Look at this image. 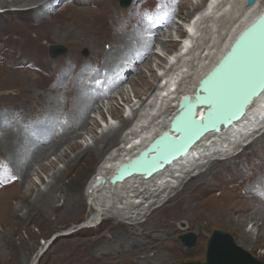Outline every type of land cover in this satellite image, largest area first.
<instances>
[{"label": "rangeland", "instance_id": "374dc122", "mask_svg": "<svg viewBox=\"0 0 264 264\" xmlns=\"http://www.w3.org/2000/svg\"><path fill=\"white\" fill-rule=\"evenodd\" d=\"M11 1L0 0V114L8 125V129L14 131L23 129L27 131L26 128L29 125L33 126L31 122L38 120V113L42 111L45 114L44 106L49 107L47 103L43 102L45 93H50V90H54L52 94L54 93V96L59 101L60 107L51 108V115H46L42 119L44 121H41L38 125V127L44 125L48 127V130H45L50 134V138L48 139L50 142L55 132L63 134V132L67 131V128L72 127L70 121L73 103L68 92L71 85L67 84L69 89H65L66 84L61 82V76L69 73V82L67 83L71 84L70 79L72 77L79 79L81 76L84 79L85 72H77L79 65L87 67L95 63L101 68L97 70V74L102 78H106L107 74L102 70V67L106 62L107 52H103V48L97 45L75 46L77 41L76 36H79L81 29L80 25H78L79 21L77 18H74V15L80 11L79 8L83 7L81 3L85 0H73L74 2L72 1L71 3H67V1L71 0H50L49 2L48 0H32L31 2H21L19 4H13ZM171 1L135 0L133 2L131 0L128 7L122 8L120 6V0H115L118 12L124 11V13H128L131 16H128L129 20L135 18L140 21L142 20L141 12L145 10L163 12L162 10L167 9L165 7L166 3ZM190 1L191 5L181 11L183 15L190 14L191 10L198 6L201 9L205 0ZM37 4L43 6L37 9L35 8ZM200 9L195 11V13H201L202 10ZM122 15L124 16L125 14ZM193 15L194 13L189 18ZM123 16L121 17L124 18ZM116 17L120 19L119 15L115 16V19ZM189 18L184 20L179 15H172L169 19L162 21V23L166 21L167 24L159 28L156 33L150 31L140 32V36L151 43L150 55H152V58L156 57L152 62V67L158 80L150 79L149 89L145 94L141 86L124 81L121 83L120 88H112L107 96H103L97 100L88 111L87 131H80L81 135L77 140L82 150L87 147L93 149L95 139L99 138L105 131L119 128L121 120L129 118L132 122L128 124L130 125L129 127L127 125L122 128L123 134L119 135L120 140L118 143L101 157L94 152L87 153L81 157L77 166L68 172L63 180L62 188L67 198L66 200L70 199V195L75 197L81 193L87 194L88 185L92 181L93 175L98 174V171L108 164L107 162L111 157L113 158L119 153L124 155L128 151L125 148L128 147V141L135 132L139 133L142 130L146 131V129H156L162 125V118H158V116L165 108L169 107V104L171 105V109H173L174 104L168 100L158 101L161 104L158 103L156 106L157 109L155 108L156 110L154 109L151 112L152 116H149L148 114L150 113L148 112L151 110L159 89L170 83L172 87H175L176 91L181 92L190 87L194 82L195 67L199 70V62L196 63L197 60L195 59L200 54L195 49L201 46V44L196 43H200L203 39L205 40L209 35L206 36L205 29H203L205 25H202L203 27L198 30L199 37L196 39V42L194 41L192 45L187 46L185 49L183 46L189 35L183 32V25L188 23ZM124 19L127 20V18ZM193 24H195V21L191 25ZM53 25H55V29L52 32V36L44 35L47 28L53 27ZM120 25L118 27L124 30L125 26L123 24ZM195 25L193 26L197 28L199 24ZM176 26L181 28V34L173 31L172 28ZM167 31L171 33L173 39L171 43L174 44V48L170 49L169 52L163 51L160 47L161 43L167 41V38H165ZM77 33L78 35H76ZM192 37H195V34ZM53 46L63 48L64 54L51 57L50 50ZM187 49H191L189 51L190 53H187L188 55L177 57L181 50L182 53H186L188 51ZM111 50L116 51L115 48H111ZM176 52L178 53L176 54ZM157 58L165 59L167 64L163 66L158 65L159 60ZM123 64L129 67L130 71L133 70L134 62L132 60L130 61L129 58L123 60ZM95 68L98 69L96 66L89 68V74L92 77L93 83L95 80L92 69ZM11 69L14 71H11ZM142 72L149 75L145 68H142ZM119 74H122L123 77L122 72ZM21 75L23 76L21 77ZM87 88H89L88 84ZM119 90H122L120 95L117 93ZM142 102L144 104L141 106ZM13 106L17 109H14ZM113 111H120V113L114 116ZM53 114L60 116L55 117ZM171 114H174V112ZM49 118L50 120H48ZM248 122L244 127L248 132H240V135L246 133L242 135V138L239 135H236L235 137L237 138L235 139L231 137L230 139L234 143L230 147L226 148L220 145L217 148L216 146L215 148L220 151L215 152L214 148H212L209 156L202 155V159L197 164L200 171L204 172L207 166L214 160L216 164H212L211 170L205 172L202 184L193 191L196 194L193 200L194 202L192 204L190 203V206L193 204L196 206L192 208L193 214L191 217H193V220L190 221L187 217L180 218V220L175 219L173 221L174 229L172 228L173 230L170 233L169 240L166 244L167 247L165 250L158 249L149 261L143 260L139 251L137 252L134 249L122 250L125 247H119L115 244L110 249H107V252H110V254L104 255L102 254L103 251L100 250L99 243L96 242L100 236L111 238L117 224L127 225L128 221L125 219L127 216L132 217V219L136 217L137 212L136 214L130 212L132 214L124 215L125 218L117 216L119 210L124 208L121 201L109 198V201L107 200L108 204H106L107 207L101 213L97 211L88 197H84L82 205L72 213H64L60 209L54 214L51 210L32 209L30 207L29 203L34 200L35 196L47 189L52 174L57 170H63L65 162L60 161V157L65 153H69L66 145H62L57 153L47 156L41 164L32 165L29 170L27 184H24L25 187L31 185L33 188L29 198L31 201L26 205L20 203L17 198L18 195L6 198L8 197L6 194L9 192L12 193L14 190L19 193L21 179L15 173H17V169L22 167L24 157L19 156L14 161L10 160L11 166L7 160L5 151H2L0 148V189L2 191L0 192V264H185L190 262L207 264L206 253L208 242L214 230L229 234L237 247L248 253L255 260L264 263V249L260 248L261 245L259 247L249 248L235 242L237 237L234 228L240 221L245 222V230L253 238H255L257 233L261 234V230L264 231V203L261 201L262 196H258L261 190L264 192V120L256 127L253 125L249 127L251 121L248 120ZM91 128L94 130L93 133L88 132V129ZM253 128H257L255 132ZM249 132H252V134L248 135ZM2 133L3 131H0V136ZM224 137L221 136L218 137L219 139H216L221 142V139ZM249 140L251 141L249 142ZM246 141L248 145L240 149V146L244 145ZM42 145H47V142H44ZM231 152V156L223 157L224 154L221 155L222 153L228 154ZM73 156L74 154L70 155V157ZM53 163L55 164V168L46 171L45 169H49ZM185 167L187 168L186 171L191 172L194 170L193 167L189 168L190 166L188 164ZM196 174L197 170L190 175ZM178 175L180 179H172L171 181L175 182L177 180L179 185L184 174L178 173ZM257 179L261 182L259 186H255ZM169 193L170 190H167L160 196V200L167 197ZM228 197L230 198V206L222 202L223 198ZM135 201L140 202V200ZM147 201H141L142 205L139 207V213L141 215L137 217V220L143 228L155 225V223H159L162 220L164 221L169 218L170 213L174 210L173 201L165 203L158 210L155 216L156 218H153L152 222L147 224L144 222L145 218H142V215L146 212L147 207L154 203L152 200ZM6 202L8 203L6 204ZM54 202L55 206L59 207L63 203V200L60 195L56 194ZM112 207H115L116 211H113ZM206 210L209 212H205ZM211 210L225 212L230 215L231 220L227 221L228 224L213 223L210 219V221L206 222V225L205 221L204 224H202L203 221L199 222L201 219L204 220L205 215L211 218ZM201 211L204 214H201ZM197 215H203V218ZM198 222L200 225L197 224ZM191 234L195 237V242L192 246H187L182 238L185 235ZM127 239L125 242L129 243ZM258 240L264 243V234L258 235ZM120 241L122 242L121 239Z\"/></svg>", "mask_w": 264, "mask_h": 264}, {"label": "bare ground", "instance_id": "6f19581e", "mask_svg": "<svg viewBox=\"0 0 264 264\" xmlns=\"http://www.w3.org/2000/svg\"><path fill=\"white\" fill-rule=\"evenodd\" d=\"M31 1L32 0H12L11 2L13 4H19L21 2H31ZM49 1L50 0H48V2ZM134 1L135 0H133V2ZM81 5H83V7L79 8L80 11L76 12L74 15V18H77V20L79 21L78 25H80V29H81L79 36H76L77 41L75 43L76 44L75 46L97 45L103 48V52L105 53L107 52L106 62L104 63L105 66L103 65L102 67V69L108 73L107 74L108 76L105 80L106 81L105 86L104 88L102 86H98L97 88H92L94 83L92 82V77L89 74V68L91 66H96L98 69H101L95 63H93L92 65L90 64L87 67H85L84 65H79L77 67V72L78 71L85 72L84 79H82L81 76L79 79H77L76 77H72L70 79L71 84L67 83L69 82V73L61 76L60 79L61 82L66 84L65 89L68 88V85H71L70 89L68 88L69 89L68 92L70 93V98L72 99V103H73V105L71 104L72 115L70 121L72 127L67 128V131L63 132V134H60V132L59 133L55 132L50 142L48 141V139L50 138V134L45 130L48 127L46 125H44L46 128L44 126L38 127V125L40 124L41 121H44L42 119L45 118L46 115L48 116L51 115L50 113L51 108L60 105L59 101L54 96V93L52 94L54 90L53 91L50 90L49 91L50 93H45L43 102L47 103L49 107L44 106L45 114L42 111L38 113L37 114L38 120L31 122V125L33 124V126L29 125L28 128H26L27 131H24L23 129H21L20 131H14L12 129H8V125L2 119V115L0 114V131H3V133L0 136V148L2 149V151H5L8 158L7 160L9 161L10 164H11L10 160L14 161L19 156L24 157V163L22 167L20 169H17L16 170L17 173H15L21 179V187L19 193L18 191L14 190L12 193L9 192L8 194H6L8 196L6 198H10L14 195H18L17 198L20 201V203L25 205L28 204L31 201L29 200V198L33 188L31 185L25 187L24 184H27L29 177L28 176L29 170L31 169L32 165L41 164V162L45 158H47V156L57 153L62 145H66L69 153H65L60 157V161L65 162L63 170H57L52 174L51 181L48 184L47 189L44 192L38 193L35 196L34 200L29 203L30 207H32V209L34 208L39 210H51L54 214H56L60 209L64 213L67 212L72 213L73 211H76L80 205H82V201L84 197H88L91 203L96 207L97 211L101 213L104 210V208L107 207L106 204H108L107 200L109 201V198L114 199L116 201H121V203L124 205V208L119 210L117 216L125 218L127 214L128 215L132 214L130 212H133L135 214L137 212L136 217L132 219V217L127 216L125 218L128 221L127 225L124 226L121 223L117 224V227L116 228L114 227L115 230L113 231L111 238L100 236L99 238H97L96 242L99 243L98 245L101 248L100 250L104 252V253L102 252V254L104 255H109L110 252L108 253L107 249H110V247L115 244L119 247H125L122 250L125 249L137 250V252L139 251L141 253V258L143 260L149 261L152 258V256L156 254L158 249L165 250V248L167 247L166 244L169 240L170 233L174 229L173 221L175 219L180 220V218L187 217V219H189L190 221L193 220V217H191L193 214L192 208L196 207L194 204L190 206V203L192 204L194 202L193 200L195 199L196 196V194L193 193V191L195 188H197L199 185L202 184L205 177L204 175L205 172L211 170L212 164L213 165L216 164V161L214 160L207 166L204 172L200 171L199 166H197V164L202 159L203 157L202 155L209 156L212 148H214L215 152L220 151L219 149H217L218 147H220V145L221 146L223 145L226 148L230 147L231 144L234 143V141L230 139L231 137L235 139L237 138L235 136L239 135V137L242 138V135H245L246 133L240 135V132H248L246 131L247 129L244 128L245 125H247L248 120L251 121L249 127L251 125L256 127L258 124H260V122L262 123V121L264 120V92L257 99L253 100L252 104L247 108L244 117L239 122L234 123L233 126L227 129L221 128L219 133L206 134L202 139H200L199 142H197L190 149L187 156L179 158L177 161L173 162L170 166L166 167L163 171L153 174L148 179H144L143 176L134 175L124 180V182L115 185H111L109 183V179L112 177V175L120 165L127 163L130 159L135 157L138 154V152H140L143 148H145L153 139H155L161 133H163L165 130L168 129L170 121L177 114L178 102L181 100V98L185 96H190V97L193 96L195 88L197 87V84L201 80V78L204 77L213 68V66L221 59V57L228 50V48L235 40V38L238 36V34L244 28L250 25L263 11L264 0H256L255 3L249 7H247V0H211L206 10L196 15L197 17L195 19V24L196 25L199 24L197 28L193 26L195 24L190 26L188 25L189 23L183 25L184 27H187L189 30H191L190 32L193 31V33L195 34V37L188 36L187 39L185 40V44L183 46L185 49L187 46L192 45L194 41L196 42V39H198L199 37L198 30L204 25L206 27V28L203 27V29H205L204 32L206 36L209 35L208 38H206L205 40L203 39L200 41V43H196V44H201L200 47L195 46L197 47L195 49L196 52H200V54H198V56L195 59L197 60L196 63L199 62L198 63L199 70L198 68L195 67L196 73H195L194 82L191 84L190 87H188L187 89L181 92L176 91L175 87L174 86L172 87L170 83H168L169 85L167 84L161 89H159L155 96L156 98L154 99L155 101L151 107V110H149L148 112L150 114L148 115L152 116L151 112L156 108L158 103H160L158 101L168 100L174 104L173 109H171V105L169 104V107L165 108V110L158 116V118H162V125L160 127H157L156 129L155 128L146 129V131L142 130L139 133L135 132L136 134L135 133L134 135L132 134L133 135L132 138L128 141L129 145L127 148H125L128 149V151L124 155H121L119 153L120 155L118 154L113 158L111 157L107 162L108 164L105 167L101 168L98 171L99 172L98 174L93 175L92 181L88 185L87 194L81 193L79 196H75V197L73 195H70V199L66 200L67 198L62 188H63V180L67 176L68 172L71 169L75 168L81 157L87 153L94 152L99 157H101L110 148H112L114 145L118 143V141L120 140L119 135L123 130L122 128L126 127L128 124L132 122L130 121L129 118L127 119L125 118L121 120L119 128L115 130L105 131L100 135L99 138L95 139L93 149L87 147L82 150L81 145L77 140L81 135L80 131H87L88 111L93 107V105L97 102V100H99L103 96H107L112 88L114 87L120 88L122 85L121 83L124 81H127L128 83H133V85L141 86L143 93L145 94L149 89L148 86L150 79L158 80V77L156 76L155 71L152 67V62L156 59V57L152 58V55H150L149 50L151 43L142 36H140V32L150 31L156 33L159 28L167 24L166 21L162 23L164 19L165 20L169 19V17L172 15H179L180 18H183L185 20L188 19L192 13L195 14V11L200 9V6H198L195 9L191 10L190 14L187 13L188 15L187 14L183 15L181 11L183 9H187L191 5V1L172 0L169 3H166L165 7H167V9L162 10L163 12L160 11L161 13L156 12V10L154 11L145 10L141 12L142 20L140 21L135 18L133 20H129L128 13H124V11L118 12L116 9L115 0H88L82 2ZM42 6L43 5L37 4L35 8L40 9ZM122 14L125 15L123 16ZM117 15H119L120 19H118V17H116L115 19V16ZM121 16L127 18V20H125ZM120 24H123L125 26L124 30L118 27V25ZM54 26L55 25H53V27ZM53 27L47 28L46 33L48 34L45 33L44 35L52 36V32L55 29V27L54 28ZM172 29L174 32L177 31V34L182 33L181 28L178 26L173 27ZM76 35H78V33ZM165 38H167V41L165 43H161L160 47L163 49V51L169 52L170 49L174 48V44L171 43V41L173 40L171 33L167 31ZM111 48L112 49L115 48L116 51H112V50L110 51ZM191 49L189 50L187 49L188 51L186 53L185 52L182 53V50L180 53L176 52V54L178 53L177 57L185 56L187 53H190L189 51ZM128 58L130 59V61L132 60L134 62L133 70L131 71L129 70V67L123 64V60ZM157 60H159L158 65L163 66L167 64L165 59L162 60L160 58H157ZM29 64L31 65V63ZM142 68H145L147 73H149V75L143 73ZM11 71L14 70L11 69ZM120 72L123 73V77L122 74H119ZM22 76L23 75H21V77ZM87 84L90 90L89 88H87ZM121 91L122 90H119L117 91V93H119L120 95ZM143 104L144 102H142L141 106ZM14 107L15 106H13V108ZM202 111H203L202 108L198 109L199 116L202 114ZM172 112H174V114H171ZM119 113L120 111H113L114 116L118 115ZM53 115L55 116V114ZM59 116H55V117H59ZM50 118L48 120H50ZM93 131H94L93 128L88 129L89 133H93ZM253 131H256V129L253 128ZM252 132H249L248 135H251ZM221 136H225L222 139L220 138L222 140L221 141L222 143L216 139ZM44 142H47V145H42L44 144ZM216 146L217 148H215ZM71 154H74V156L70 157ZM187 164L190 166L189 168L193 167L194 170L191 172L186 171L187 168L185 166H187ZM54 168H55V164L53 163L50 165L49 169H45V170L48 171ZM195 170H197V174L190 175ZM178 173L184 174L183 178L179 182V185L177 180L175 182L171 181L172 179L179 178ZM102 179L104 180V182H102ZM255 184H256L255 186H259L261 184L260 180L257 179V181H255ZM167 190H170V193L163 200H160V196L164 194ZM0 192H2L1 189ZM263 193L264 192L261 190L258 196L259 197L262 196L261 201L264 203ZM56 194L60 195L63 200V203L59 207L55 206L54 204L55 203L54 201L56 199ZM172 194L174 195L171 196ZM229 199H230L229 197L223 198L222 202L227 206H230L231 204L229 203L230 201ZM135 200H140V202H137ZM147 200H152L154 202L153 204H150L147 207L146 212L142 215V218H145L144 222L147 224H150L153 218H156L155 216L158 210H160V208L163 207L165 203L169 201H173L174 210L170 213L169 218L165 219L164 221L162 220L159 223H155V225H151L143 228L139 223V221L137 220V217L141 215V213H139V207L142 205L141 201L148 202ZM7 203L8 202H6V204ZM112 210L116 211V208L112 207ZM205 212H209V211L206 210ZM210 212L212 214L211 218L210 216L208 218L205 215L204 220L201 219L199 220V222L203 221L202 224H204L205 221V225H206V222L211 220L213 221V223L228 224L227 221L231 220L230 215H228L225 212H217L213 210H211ZM201 214H204V212L201 211ZM197 216H201V218H203L202 217L203 215H197ZM199 222L197 223L198 225H200ZM245 228H246V224L244 221H240L236 225L234 229L236 232L235 234L237 240H235V242L239 245L249 248L259 247L261 245L262 247L260 246V248L264 249V243L258 240V235L264 234V231L261 230V234L257 233L255 238H253L245 230ZM120 239L122 240V242L120 241ZM126 239L129 240V243L125 242Z\"/></svg>", "mask_w": 264, "mask_h": 264}, {"label": "water", "instance_id": "95a60500", "mask_svg": "<svg viewBox=\"0 0 264 264\" xmlns=\"http://www.w3.org/2000/svg\"><path fill=\"white\" fill-rule=\"evenodd\" d=\"M256 0H247V7ZM131 0H120L126 8ZM64 54V49L53 46L51 57ZM264 92V9L244 28L221 59L201 78L192 97L181 98L177 114L168 129L153 139L138 154L118 167L109 179L111 185L124 182L132 176L150 178L163 171L208 133H219L239 122L247 108ZM202 114L198 115V109ZM102 182H104L102 180ZM192 246L195 237L182 238ZM207 264H264L237 247L227 233L214 230L209 238ZM201 264V263H185Z\"/></svg>", "mask_w": 264, "mask_h": 264}, {"label": "clouds", "instance_id": "9594fccd", "mask_svg": "<svg viewBox=\"0 0 264 264\" xmlns=\"http://www.w3.org/2000/svg\"><path fill=\"white\" fill-rule=\"evenodd\" d=\"M210 2H211V0H205L200 10L205 11L206 8H207V6L209 5ZM202 11H201V12H202ZM197 14H199V12H196V13L193 15L192 18H189V20H188V23H189V24L187 23L189 26L195 21V18H196V15H197ZM188 25H187V26H188ZM183 32H185V34H187V35H189V36H191V37H192L193 34H194L193 31L190 32L189 29H188L187 27H184V26H183ZM129 126H130V125H128V127H129ZM128 127H127V128H128ZM120 134L122 135L123 132H121ZM250 141H251V140H249V142H250ZM246 142H247V141H246ZM240 147H241V146H240Z\"/></svg>", "mask_w": 264, "mask_h": 264}, {"label": "snow or ice", "instance_id": "6c2138e0", "mask_svg": "<svg viewBox=\"0 0 264 264\" xmlns=\"http://www.w3.org/2000/svg\"><path fill=\"white\" fill-rule=\"evenodd\" d=\"M189 31H191V30H189Z\"/></svg>", "mask_w": 264, "mask_h": 264}]
</instances>
